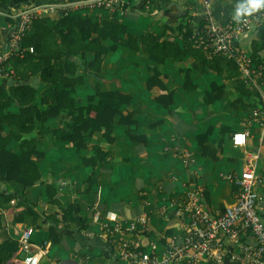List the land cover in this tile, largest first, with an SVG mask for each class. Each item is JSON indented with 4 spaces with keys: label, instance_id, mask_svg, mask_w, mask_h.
I'll return each instance as SVG.
<instances>
[{
    "label": "crops",
    "instance_id": "0c3cea01",
    "mask_svg": "<svg viewBox=\"0 0 264 264\" xmlns=\"http://www.w3.org/2000/svg\"><path fill=\"white\" fill-rule=\"evenodd\" d=\"M78 1L82 0H10L8 5L0 6V53L7 48L14 32V14L47 6L48 11L36 13L34 19L54 18L59 6L68 7ZM125 1L128 3L126 11L80 10L83 14L94 10L97 17L112 15L118 18L127 27L128 34L135 38L147 32L171 37L175 33L168 28H175L184 19L191 27L206 24L200 0ZM243 2H213L210 11L214 21L226 23L232 20L237 5ZM257 11L242 14L241 19L250 18ZM258 29L254 24L236 43L237 49L251 62L252 44L258 40ZM260 56L264 61V49ZM209 57L206 55L208 61ZM201 59L204 58L189 53L182 60L168 56L162 64H156L147 54L121 45L106 55L101 65L102 89H119L130 95L132 102L128 110L134 111L135 124L116 125L112 144L102 140L100 133L85 137L87 148L83 150L56 140L50 134L38 136L36 148L43 153L37 161L41 182L28 188L18 186L16 190L0 182V244L11 240L17 242L18 234L23 229H30L33 249L46 248L39 264H114L116 253L103 237L102 224L110 221L124 225L146 215V227L136 226L133 232L125 234V239L138 242L145 255L150 254V246H155L160 255L172 239L181 242L188 223L184 215L177 214L172 202L182 204L187 189L198 186L203 189L202 200L210 212L223 214L235 203L237 194V187L223 176L239 175L244 167V153L256 150H259L256 172L260 180L256 190L264 199V129L251 118L255 106L262 108L264 65L251 64L257 83V89H253L250 84L241 87L238 79L230 78V71L223 63L209 61L203 64ZM9 64L13 67L14 61ZM189 69L190 88H185L181 70ZM155 72L160 74L164 91L158 87L146 88V80ZM10 80L0 77V87H9ZM37 81L33 84L38 89V104L39 92L45 86ZM95 82V78L88 77L82 85L76 86L81 103L92 94ZM212 84L225 89L220 99L209 103L208 94H217L211 90ZM163 92L173 93L170 110L155 100ZM249 94H252L250 98ZM7 111L19 113L13 104ZM61 124L62 117L47 123L50 130L61 128ZM1 128V136L6 137L8 126L3 124ZM242 132L247 133L245 147L236 148L232 145V136ZM130 134L144 136L146 142L133 141ZM94 146H99L108 158L96 160L93 166H84L82 157L92 155ZM5 149L18 154L20 143L11 139ZM185 154L189 156L186 162ZM48 185L55 192L57 204L52 203L47 194ZM10 193L16 198L7 200ZM16 203L22 205L15 206ZM29 204L41 217L33 219L24 213V206ZM70 205L76 207V224L60 225V243L52 244L48 240L49 223L43 216L59 214L60 209ZM107 213L112 214L111 219L106 218ZM261 218L264 222V212ZM223 245L228 252L236 251L225 238ZM225 264L236 263L226 257Z\"/></svg>",
    "mask_w": 264,
    "mask_h": 264
},
{
    "label": "trees",
    "instance_id": "16d2710c",
    "mask_svg": "<svg viewBox=\"0 0 264 264\" xmlns=\"http://www.w3.org/2000/svg\"><path fill=\"white\" fill-rule=\"evenodd\" d=\"M9 2L10 0H0V6L8 5ZM100 10L108 12L105 9ZM204 27V24L191 27L184 19L175 28H168L172 34L175 33L171 37L169 34L161 37L147 32L140 38H135L128 34L127 27L118 18L112 15L107 18L97 17L94 10L83 14L80 9H60L54 18L43 16L32 19L21 40L19 53L10 60L14 61V66H10L13 71L10 80L12 83L7 88L0 87V182L9 184L13 190L18 186L28 188L41 182L37 161L43 153L36 148L38 136L50 134L56 140L71 143L77 150H83L87 148L85 137L100 133L102 140L112 144L116 125L135 124L134 111L128 110L132 102L130 95L119 89L103 90L101 85L102 62L106 55L115 52L119 45L147 54L156 64H162L168 56L182 60L189 53L197 58L203 57V64L209 61L223 63L225 69L230 71L228 76L238 79L242 87L245 82L233 61L211 53L206 54L195 47L196 34ZM178 40L181 43H178ZM262 49L264 25L259 27L258 40L252 44L251 59L257 66L264 65L260 56ZM206 55L210 56L209 61ZM181 71L186 83L185 88H190L188 85L191 70ZM88 77L95 78L96 82L92 94L86 96L84 103H81V99L76 95V86L82 85ZM37 80L45 86V89L39 92L38 104V89L33 84ZM155 87L165 90L157 72L146 80L148 90ZM224 89L225 87L218 88L212 84L211 90L217 94L209 93L208 102L220 99ZM172 95V92H163L157 95L155 100L163 108L170 110ZM251 96L252 94H249L248 98ZM12 104L17 106L19 113L7 111ZM58 117H62L61 128L50 130L47 123ZM3 124L8 126L6 137L1 136ZM11 139L20 143L18 154L5 149ZM130 139L146 142L145 137L141 135L130 134ZM107 158L99 146H94L92 155L83 156L82 161L84 166L89 167L93 166L96 160ZM47 192L51 202L57 204L55 192L49 185ZM6 198L12 200L16 195L10 193ZM19 205L22 203L15 204ZM75 211L76 207L70 205L66 209H60L59 214L43 216L49 223L48 240L52 244L60 243V225L76 224ZM24 213L33 219L41 217L30 204L24 206ZM19 255L16 241L0 244V264H17Z\"/></svg>",
    "mask_w": 264,
    "mask_h": 264
},
{
    "label": "built area",
    "instance_id": "2783aa9c",
    "mask_svg": "<svg viewBox=\"0 0 264 264\" xmlns=\"http://www.w3.org/2000/svg\"><path fill=\"white\" fill-rule=\"evenodd\" d=\"M200 1L204 8L206 24L204 29L196 34L195 46L206 54L211 53L233 61L245 84L257 89L255 71L251 68L252 62L237 49L236 43L250 32L254 24L258 27L264 25V9H259L250 18H242L239 22L232 19L226 23H217L210 11L211 5L217 0ZM69 5L59 6L58 9L94 8L126 11L128 7L125 0H82ZM47 11V6L37 7L13 15L16 20L14 32L7 48L0 53V77L12 78L13 71L9 63L11 58L19 53L20 43L29 23L36 13ZM251 118L264 129V98L262 108L254 109ZM246 139V132L236 133L232 136V145L244 148ZM244 154L242 172L237 176L230 174L223 176L237 187L235 203L223 214L214 215L210 212L202 200L203 189L198 186L187 189L182 204L172 202L177 214L184 215L188 223L181 242L177 243L172 239L160 255L156 253L155 246H150V254L145 255L138 242L125 239V234L133 232L136 226L146 227L148 222L146 215H141L135 222L124 225L110 221L103 223L101 226L103 237L112 244L116 253L114 264H225L226 257L236 264H264V222L261 218V213L264 212V199L256 190V185L260 181L256 172L259 150ZM188 158L189 156L185 154V162ZM106 218L111 219L112 214L107 213ZM30 238V229H23L18 234L17 245L21 256L19 264H39L40 259L46 254V248L34 250ZM224 238L230 245L235 246V252L226 250L223 245Z\"/></svg>",
    "mask_w": 264,
    "mask_h": 264
},
{
    "label": "clouds",
    "instance_id": "9594fccd",
    "mask_svg": "<svg viewBox=\"0 0 264 264\" xmlns=\"http://www.w3.org/2000/svg\"><path fill=\"white\" fill-rule=\"evenodd\" d=\"M259 9H264V0H244L242 4L237 5L233 19L239 22L242 14L248 15Z\"/></svg>",
    "mask_w": 264,
    "mask_h": 264
},
{
    "label": "rangeland",
    "instance_id": "374dc122",
    "mask_svg": "<svg viewBox=\"0 0 264 264\" xmlns=\"http://www.w3.org/2000/svg\"><path fill=\"white\" fill-rule=\"evenodd\" d=\"M173 59V58H172Z\"/></svg>",
    "mask_w": 264,
    "mask_h": 264
}]
</instances>
